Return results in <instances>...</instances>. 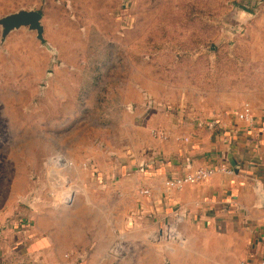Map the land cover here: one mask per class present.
<instances>
[{
  "label": "rangeland",
  "instance_id": "obj_1",
  "mask_svg": "<svg viewBox=\"0 0 264 264\" xmlns=\"http://www.w3.org/2000/svg\"><path fill=\"white\" fill-rule=\"evenodd\" d=\"M238 4L0 0V18L35 10L45 27L43 43L27 28L10 32L1 42L0 27V201L13 197L8 201L15 202L14 223L19 219L20 227L31 228L39 217L43 226L52 221L64 231L65 226L77 230L92 223L94 201L110 200L108 193L93 188L122 184L121 177L102 179L106 168L99 170L96 161L115 153L126 157L125 150L148 153L140 145L145 135L136 119L134 141L140 144L125 149L120 143L125 112L135 115L156 107L204 115L223 92L252 93L263 102L264 66L257 65L262 53L225 48L228 33L240 24L233 19ZM230 36L232 46L238 40ZM227 54L234 62L225 65ZM152 229L146 232L180 234L177 223ZM111 233V248L120 244L124 250L126 228L112 227ZM111 248L103 261L122 263L125 253L115 257Z\"/></svg>",
  "mask_w": 264,
  "mask_h": 264
},
{
  "label": "crops",
  "instance_id": "obj_2",
  "mask_svg": "<svg viewBox=\"0 0 264 264\" xmlns=\"http://www.w3.org/2000/svg\"><path fill=\"white\" fill-rule=\"evenodd\" d=\"M238 3L240 11L233 19L238 18L240 24L227 37L231 40V34L239 44L231 46L229 39L221 44L228 50L259 49L263 56L257 65L264 66V0ZM221 30L228 32L223 26ZM231 62L234 60L227 54L223 64ZM253 96L223 92L204 115L156 107L143 108L135 115L125 112V125L120 127L125 135L120 143L125 149L140 144L134 141L136 119L145 135L140 145L146 146L148 153L139 156L125 150L126 157L115 153V157L101 156L96 161L98 169H107H101L102 179L121 177L122 184L93 188V192L108 193L110 200L94 201L92 223L77 230L65 226L64 231L52 221L43 226L37 217L34 225L25 229L19 226L22 220L13 221L15 202L8 201L13 199L10 196L0 201V264H74L77 258H87L81 264H107L103 260L112 245V227L121 232L126 228V234L121 235L125 260L120 264L264 262V135L260 130L264 101L259 103ZM246 104L253 123L237 119ZM105 160L115 170L108 169ZM221 165L230 174L218 172ZM199 168L211 169L213 174L180 189L165 188L167 178ZM142 191L147 194L141 195ZM177 216L178 237L171 234L174 228L167 234L146 232L152 228L161 231Z\"/></svg>",
  "mask_w": 264,
  "mask_h": 264
},
{
  "label": "built area",
  "instance_id": "obj_3",
  "mask_svg": "<svg viewBox=\"0 0 264 264\" xmlns=\"http://www.w3.org/2000/svg\"><path fill=\"white\" fill-rule=\"evenodd\" d=\"M237 119L241 121H245L248 123H253V117L250 112V108L248 105H244L242 111L237 114ZM261 133L264 135V126L260 127ZM218 172L223 174H230V171L224 166L221 165L218 167ZM213 174V170L211 169H204L199 168L192 172H187L182 175H177L172 178H167L165 180L164 186L167 190H173V189H180L183 185L186 184H197L200 182L205 181ZM142 195H146L147 191H142ZM180 220V216L175 217L172 223H177ZM111 254H113L115 257H121V253H123V249L120 246V244H116L113 248H111ZM260 264H264V262H261Z\"/></svg>",
  "mask_w": 264,
  "mask_h": 264
},
{
  "label": "water",
  "instance_id": "obj_4",
  "mask_svg": "<svg viewBox=\"0 0 264 264\" xmlns=\"http://www.w3.org/2000/svg\"><path fill=\"white\" fill-rule=\"evenodd\" d=\"M41 20V13L35 10H18L17 12L1 17V42L4 41L10 32L20 28H27L29 31L35 32L36 39L43 43V26Z\"/></svg>",
  "mask_w": 264,
  "mask_h": 264
},
{
  "label": "bare ground",
  "instance_id": "obj_5",
  "mask_svg": "<svg viewBox=\"0 0 264 264\" xmlns=\"http://www.w3.org/2000/svg\"><path fill=\"white\" fill-rule=\"evenodd\" d=\"M169 230H167V233H168Z\"/></svg>",
  "mask_w": 264,
  "mask_h": 264
}]
</instances>
